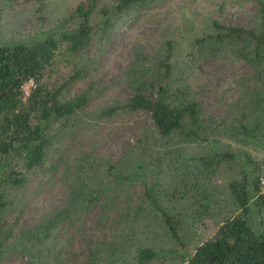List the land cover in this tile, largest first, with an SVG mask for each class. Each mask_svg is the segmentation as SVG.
Listing matches in <instances>:
<instances>
[{"label": "rangeland", "instance_id": "rangeland-1", "mask_svg": "<svg viewBox=\"0 0 264 264\" xmlns=\"http://www.w3.org/2000/svg\"><path fill=\"white\" fill-rule=\"evenodd\" d=\"M262 1L150 0L116 15L108 28L102 24L103 17H93L92 43L74 59L57 57L56 65L46 75V83L52 90L58 89L73 75L75 65H85L79 67L82 74L78 80L65 91L71 98L84 93L92 97L72 146V164L78 152L93 149L97 158L118 170H131L138 163L131 164L140 159L145 167L143 177L126 185H116L114 178L113 184L104 180L102 186H95V192L99 190L101 194L92 204L70 203L71 181L64 179L61 171H48L51 160L48 161L43 170L33 175L25 190H5L17 198L24 196L18 207L23 206L25 212L20 216L11 212L4 224L14 226L10 244L19 245L22 231L31 232L48 220L52 229L47 238L28 244V256L14 251L17 248L9 244L0 264H28L31 259L33 264H138L136 256L145 247L159 253L150 264H188L184 256L210 239L221 223L238 214L229 184L240 177L248 159L245 155L261 162L264 149L255 143L238 141L226 129L231 125L233 130L237 129L241 119L238 117L247 106L251 89L257 85L254 69L227 46L214 60H199L193 54L197 52L196 40L214 34L216 22L227 27L256 26ZM80 2L0 0V42L29 40L66 20L71 21L68 28L74 27L70 14ZM105 4L114 9V2L107 0ZM169 44L180 73L185 67L190 71L185 70L183 78L200 103L203 120L208 121L210 140L221 146L218 154H231L234 159L220 161L209 157L212 164L205 167L198 161L200 168L192 166V161L186 164L179 155L214 153L217 144L211 147L178 137L171 142H157L154 124L146 112L128 114L120 110L113 119L95 121L94 114L100 109L123 105L133 97L126 77L132 65L138 60L157 61L155 58ZM141 141H146L145 152L125 154L133 147L141 148ZM70 146L68 137L62 144L63 150L70 152ZM260 171L262 174L264 168ZM6 172L20 173L18 160H10ZM262 189L264 192V185ZM147 190L174 217L185 248L181 249L162 225L159 214L146 200ZM63 214L65 217L58 220L57 216ZM248 221L256 230L264 231V216L256 209L249 214Z\"/></svg>", "mask_w": 264, "mask_h": 264}, {"label": "trees", "instance_id": "trees-1", "mask_svg": "<svg viewBox=\"0 0 264 264\" xmlns=\"http://www.w3.org/2000/svg\"><path fill=\"white\" fill-rule=\"evenodd\" d=\"M106 1L81 0L70 14L74 27L68 28L71 21L66 20L53 30L32 39L0 42V260L8 253L14 230L13 225L4 224L5 220L11 212L19 216L25 212L23 206L18 207L24 202V196L13 197L5 190H25L31 184L33 175L43 170L48 161L51 160L48 171L54 174L61 171L64 179L71 181L70 203L92 204L101 194L99 190L95 192V186H102L104 180L113 184L114 178L116 185H126L143 177L145 167L140 159L131 164L138 163L131 170H118L97 158L93 149L78 152L76 162L72 164V146L77 130L83 124L81 116L89 107L92 97L84 93L71 98L65 95V91L78 80L82 74L79 67L85 65L77 63L73 75L58 89L52 90L46 83V75L56 65L57 57L74 59L92 43L94 16L103 17L102 24L108 28L116 15L132 5L150 0H110L114 2L113 10L105 4ZM214 27V34L196 40L197 52L193 55H197L199 60L218 59L217 53L227 46L238 59L254 69L257 85L251 89L247 106L238 117L241 119L237 121V129L233 130L231 125L226 132L232 131L238 141L255 143L264 149V1L258 7L256 26L227 27L216 22ZM155 59V62L138 60L132 65L126 77L133 97L123 105L100 109L94 114L95 121L113 119L120 110L128 114L146 112L154 124L157 142H171L178 137L189 143H208L211 147L217 144L214 153L205 152L195 157L179 155L186 164L192 161V166L200 168L198 161L205 167L212 164L209 157L220 161L234 159L231 154H218L221 146L210 140L208 121L203 120L200 103L183 78L187 67L180 73L172 46L169 44L167 50ZM176 75L180 77L176 79ZM31 81L34 88L25 99L23 87ZM248 91L246 88L245 94ZM224 127L220 126L221 129ZM68 137L70 152L62 147ZM140 144L141 148L133 147L125 154L145 152L146 141ZM246 158L247 163L242 167L240 177L229 184L230 197L239 210L238 214L221 223L210 239L198 244L189 256L185 255L188 264H264V231L256 230L248 221L254 209L264 216V172L261 174L260 171L264 168V160L255 162L248 155H245ZM14 159L18 160L21 172L7 175L6 169L10 160ZM44 171L47 172V169ZM144 183L147 182L144 180ZM151 193L147 190L146 200H150L162 225L167 227L179 247L185 248L174 217L161 208ZM64 214L57 216V219L65 217ZM40 224L31 232H21V245L18 242L10 244L13 249L17 248L14 251L28 256V244L48 237L52 223L48 220L42 226ZM39 243L44 244V241L40 240ZM136 257L138 264H150L159 257V253L145 247ZM28 264H33V259Z\"/></svg>", "mask_w": 264, "mask_h": 264}, {"label": "built area", "instance_id": "built-area-1", "mask_svg": "<svg viewBox=\"0 0 264 264\" xmlns=\"http://www.w3.org/2000/svg\"><path fill=\"white\" fill-rule=\"evenodd\" d=\"M30 85H32L33 86V88H34V83L31 81V82H29V83H27V84H25V86L23 87V90H24V92H25V99L26 98H28L29 97V95H30V93H31V91H32V89L30 90ZM262 185H264V178L262 179Z\"/></svg>", "mask_w": 264, "mask_h": 264}]
</instances>
